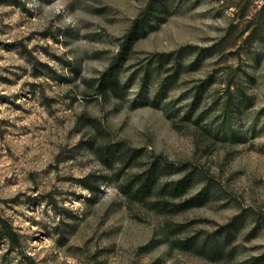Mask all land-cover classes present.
Listing matches in <instances>:
<instances>
[{
	"label": "rangeland",
	"instance_id": "rangeland-1",
	"mask_svg": "<svg viewBox=\"0 0 264 264\" xmlns=\"http://www.w3.org/2000/svg\"><path fill=\"white\" fill-rule=\"evenodd\" d=\"M150 2L0 0V216L21 243L0 226V264H264V0H160L120 72L125 98L98 97ZM161 53L175 56L160 80L179 77L155 106L159 86L143 81ZM118 143L141 150L133 167L94 152ZM157 157L201 180L189 197L211 184L210 200L177 215L129 200L118 178ZM227 226L222 257L181 247Z\"/></svg>",
	"mask_w": 264,
	"mask_h": 264
},
{
	"label": "trees",
	"instance_id": "trees-1",
	"mask_svg": "<svg viewBox=\"0 0 264 264\" xmlns=\"http://www.w3.org/2000/svg\"><path fill=\"white\" fill-rule=\"evenodd\" d=\"M160 0H151L148 8L140 14L135 21L133 31L124 38V42L121 45L119 52L113 58V61L108 70L98 81L96 92L98 97L123 99L129 89L128 85L122 84L119 78L120 72L125 63L129 59V55L133 49V45L136 40L145 37L147 34V27L151 24L154 16L157 15V7ZM264 11V6L261 9V13ZM254 33L246 38L250 40L253 38ZM189 49H197V47L190 46ZM184 51V50H182ZM181 51V52H182ZM179 52L178 56L182 57V53ZM175 53H161L156 55V61L158 62L157 74L148 71L144 78L143 85L148 87L150 82H155L159 86V90L156 94V100L153 105L159 106V101L165 99L170 90L176 84L179 71L176 74L168 77L165 80H160L162 70L164 66L171 62ZM180 59V58H179ZM198 64L200 58L197 60ZM181 62H178L180 64ZM212 79L204 82L198 86L194 93L193 98V110L196 111L200 106L204 94L207 92L210 85H212ZM228 91L231 92V86L229 85ZM158 102V103H157ZM232 100L229 102L230 107ZM94 152L101 161V163L112 169L115 163L122 165V170L133 167L141 155V150L125 149L123 143H118L113 147H97L94 148ZM187 166H176L174 163L164 157H157L147 168L136 174H132L123 182L118 178L119 190L129 200L140 203L149 209L163 215H177L186 212L193 208L202 207L210 200L211 184L197 194L196 196L189 197V193L201 181L194 172H186ZM181 174L179 179H170L175 175ZM90 190L94 191L95 186L87 184ZM99 189V188H97ZM1 236L10 242L13 248L21 245L20 236L14 229L13 225L6 219L0 216ZM230 226L225 227L227 230V236L223 240H214L211 242L209 238H203L199 241L197 238L184 241L182 249L191 250L196 247L202 250H207L215 257H222L225 249V245L231 242L232 232ZM197 239V240H196ZM29 264H36L31 258Z\"/></svg>",
	"mask_w": 264,
	"mask_h": 264
}]
</instances>
